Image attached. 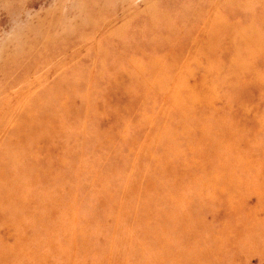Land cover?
<instances>
[{"label":"rangeland","instance_id":"374dc122","mask_svg":"<svg viewBox=\"0 0 264 264\" xmlns=\"http://www.w3.org/2000/svg\"><path fill=\"white\" fill-rule=\"evenodd\" d=\"M0 264H264V0H0Z\"/></svg>","mask_w":264,"mask_h":264}]
</instances>
